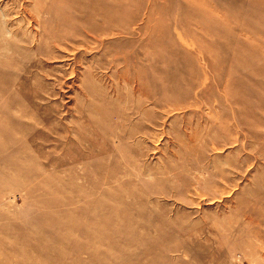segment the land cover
Here are the masks:
<instances>
[{
	"label": "rangeland",
	"instance_id": "rangeland-1",
	"mask_svg": "<svg viewBox=\"0 0 264 264\" xmlns=\"http://www.w3.org/2000/svg\"><path fill=\"white\" fill-rule=\"evenodd\" d=\"M0 264H264V0H0Z\"/></svg>",
	"mask_w": 264,
	"mask_h": 264
},
{
	"label": "bare ground",
	"instance_id": "bare-ground-1",
	"mask_svg": "<svg viewBox=\"0 0 264 264\" xmlns=\"http://www.w3.org/2000/svg\"><path fill=\"white\" fill-rule=\"evenodd\" d=\"M110 6V5H109ZM96 17V16H95ZM104 19V18H103ZM110 19V18H109ZM87 32V31H86ZM149 95V94H148Z\"/></svg>",
	"mask_w": 264,
	"mask_h": 264
}]
</instances>
